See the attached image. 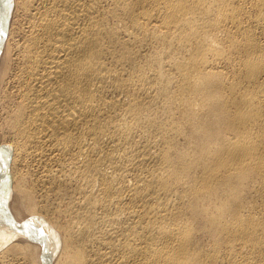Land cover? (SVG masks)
<instances>
[{
	"label": "bare ground",
	"instance_id": "bare-ground-1",
	"mask_svg": "<svg viewBox=\"0 0 264 264\" xmlns=\"http://www.w3.org/2000/svg\"><path fill=\"white\" fill-rule=\"evenodd\" d=\"M0 264H264V0H0Z\"/></svg>",
	"mask_w": 264,
	"mask_h": 264
}]
</instances>
